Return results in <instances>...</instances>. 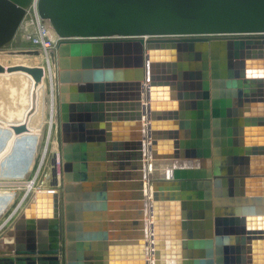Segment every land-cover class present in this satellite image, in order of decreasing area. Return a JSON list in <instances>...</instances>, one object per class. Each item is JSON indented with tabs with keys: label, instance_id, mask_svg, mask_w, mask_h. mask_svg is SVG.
<instances>
[{
	"label": "water",
	"instance_id": "1",
	"mask_svg": "<svg viewBox=\"0 0 264 264\" xmlns=\"http://www.w3.org/2000/svg\"><path fill=\"white\" fill-rule=\"evenodd\" d=\"M32 2L0 0V48ZM37 3L61 38L51 58L59 68L64 184L62 192L39 191L30 199L2 236L12 248L0 249V264H129L118 260L126 256L137 264H150L149 257L152 264H264V216L214 206L235 195L264 200V188L256 187L264 169L219 168L211 148L218 130L210 119L234 117L222 119V134L231 135L226 125L232 124L239 146L231 156L248 159L242 126H264V107L260 115L245 108L264 106V0ZM17 71L36 86L45 76L43 66L0 63V73ZM12 130L19 135L28 126ZM252 152L264 159V143ZM161 159L179 165L171 177L148 176V163ZM250 174L262 177L253 176L246 189ZM132 227L138 248L130 253L121 244L131 234L116 230Z\"/></svg>",
	"mask_w": 264,
	"mask_h": 264
},
{
	"label": "bare ground",
	"instance_id": "2",
	"mask_svg": "<svg viewBox=\"0 0 264 264\" xmlns=\"http://www.w3.org/2000/svg\"><path fill=\"white\" fill-rule=\"evenodd\" d=\"M51 33H55L51 28ZM47 58L49 63V68L51 70V84L52 90L54 89V71L53 65H56V62H53V59L50 55L42 54L40 55H29V54H16L0 51V63L5 67L24 65L29 67L37 66V61L42 60V58ZM44 58V59H45ZM21 73L22 71H17ZM13 73V72H12ZM12 73H0V159L5 156L10 159L11 154L20 155V159L17 158V163L21 162V166L23 168L29 167L28 173L31 170V166L33 165V154L38 149L39 140L42 134V127L40 124H37L35 121L39 117H43L45 115V109H47V93L42 88V83L40 86H36L33 78L23 72V74H18L15 78V82L11 87V75ZM38 84V85H39ZM35 87V90L31 89ZM31 87V88H30ZM26 88V89H25ZM36 92V94H35ZM46 93V94H44ZM40 94V95H39ZM51 117L49 119L50 127L54 122V113H55V103H54V93L51 95ZM22 123H26L28 126V131L22 134L16 135L12 126L20 125ZM49 127V128H50ZM51 130V129H50ZM50 134V133H49ZM50 139V138H49ZM48 139V140H49ZM56 143H54V149H56ZM48 148V144L45 146V154ZM53 149V150H54ZM55 151V150H54ZM94 153L96 151H93ZM22 156V158H21ZM56 156V155H55ZM3 159V158H2ZM16 159V158H15ZM52 159V158H51ZM102 163V161H100ZM167 163L172 164L171 162H163L161 168H165ZM158 161L153 162L150 161L148 163V176H159V177H171V173L162 172L165 176L161 175L157 171ZM177 162H174V165L177 166ZM27 165V166H24ZM50 168V167H49ZM54 179H57L59 183V164L57 162V157L54 158L52 167ZM53 177V176H52ZM51 182H53L51 180ZM28 190L32 188L33 182H28ZM41 189V188H40ZM54 188L52 187L51 190ZM51 190H41V191H51ZM4 191H2L3 193ZM7 192V191H5ZM4 192V193H5ZM39 191H36L33 196ZM1 193V191H0ZM8 193V192H7ZM151 193V187H149V194ZM1 195V194H0ZM32 196V197H33ZM31 197V198H32ZM22 200V199H21ZM149 200V238L153 232L152 229V212L150 208ZM11 202V199L3 195L0 196V217L2 214L8 209V203ZM26 207V206H25ZM23 209V212L25 210ZM22 212V213H23ZM2 237V236H1ZM12 248V246H6L3 243V240L0 239V249ZM149 263L152 264L151 258L149 257Z\"/></svg>",
	"mask_w": 264,
	"mask_h": 264
},
{
	"label": "rangeland",
	"instance_id": "3",
	"mask_svg": "<svg viewBox=\"0 0 264 264\" xmlns=\"http://www.w3.org/2000/svg\"><path fill=\"white\" fill-rule=\"evenodd\" d=\"M22 35L23 30L20 25L14 38L9 43L2 46V48H0V51L17 54V51L19 50L32 49L31 41L28 39H24ZM57 45L54 51L57 49ZM44 58H42V60L37 61V66H43L45 69V76L41 83L42 88L47 93L48 104L47 109H45V115L43 117L37 118L35 121L37 124L41 125L42 134L39 140L38 149L36 147V150L33 154V165L31 166V170L28 173L29 167L27 165H24L27 167L23 168L21 166V162H16L17 158L21 160L20 155L11 154L9 156L10 159L5 156H2L0 159V194L5 197L8 196V198L11 199V202L8 203V209H6V211L0 217V239H2L1 236H3L5 232L13 228L14 221L22 214L24 207L28 204L31 197L36 191L51 190V188L53 187L54 189H57L62 192L63 189V144L61 139V119L59 112V68L57 63L55 66L53 65V71L55 76L54 89L52 90L50 76L51 70L49 68L48 61L46 60V58ZM21 73L23 74V72ZM21 73L13 72L12 74H10L12 78L11 87L13 86L12 84L15 82L16 76ZM40 84L37 85V87L40 86ZM35 87L33 86V88H30L35 90ZM52 92L54 93L55 119L52 126L50 127L49 119L51 117ZM54 143H56L57 145L56 149H54ZM46 144H48V148L45 154L44 150ZM56 157L57 162L59 164V183L57 185H53V182H51V180H54V175L52 173L53 168L51 167L53 164V160ZM144 161L147 160L145 159ZM29 181L33 182V186L31 189L28 190L27 185ZM2 191H7L8 193H2Z\"/></svg>",
	"mask_w": 264,
	"mask_h": 264
},
{
	"label": "crops",
	"instance_id": "4",
	"mask_svg": "<svg viewBox=\"0 0 264 264\" xmlns=\"http://www.w3.org/2000/svg\"><path fill=\"white\" fill-rule=\"evenodd\" d=\"M263 105L260 104L259 102H251L248 105H245V108L247 109H251L253 112H255V114L260 115L262 114L263 111ZM225 118L226 121L234 118V117H219V118H215L214 117H210L211 119V130L213 131L214 129L218 130L217 136L213 134L212 136V143H211V148H212V153H213V158H216L217 161L219 162L218 167L219 168H227V169H238V170H242V171H260L264 169V159L263 156L258 153L255 154V152L253 151V148H259V146L261 144L264 143V126L261 125H253V124H245L242 126V136H239V138L242 140V144L240 147H242L244 149V152L242 153L243 156H247V154H250V157H248V159L246 157H243L242 161H235L234 156L231 155H236L237 152L236 150V146L239 145H235L234 143V127H231L232 124L226 125L227 130L229 129V131L231 132L232 129V133L231 135H224L222 134V129H223V125H222V119ZM245 120V117L243 118ZM217 121L214 124V121ZM164 122H166V120H163ZM233 126V125H232ZM184 129H178V133L180 136L183 135ZM219 137V142L216 144L215 141L216 139ZM223 138L226 140V138L231 139V143L228 142L226 140L223 141ZM248 150L251 151L248 153ZM173 151V150H172ZM167 149H162L159 152L160 153H168V152H172ZM144 158L146 159V156H144ZM144 159V160H145ZM163 162H171L172 164H168L167 166H165V168H161L162 163ZM174 162H177V166L179 165L178 161H174V160H168V159H161L158 161V166H157V171L163 175L164 173H161V171L163 172H167V173H171L173 172V169L175 167H177L176 165H174ZM196 165L198 163V160H195ZM213 161L212 158L208 160L207 163V170H209V172L212 170L213 167ZM161 170V171H160ZM149 173V170H148ZM253 176L255 177H262V176H258V175H246L244 176L246 178V184H245V188L248 189L249 187H251V183L248 180L253 178ZM229 187V186H228ZM259 189H263L264 188V182L261 181L259 182V184H257L256 186ZM230 189V187L228 188ZM236 189V188H235ZM240 199V201H238ZM222 203H216L214 202V206L216 204H219V206L222 208V211L225 212L226 214L231 213L233 211V208L236 207L237 205L242 207L243 210H245L246 212L245 215L247 217L251 216V214H254L252 211L255 212V215L253 216H258V217H262L264 216V200H253L251 198H248L246 196H234V197H226L223 198ZM231 210V211H230ZM147 212L148 215H146V220H149V203H147ZM129 213H135V211L131 210ZM149 223V222H148ZM147 226V225H146ZM149 226V225H148ZM147 226V227H148ZM146 227V231L148 230V228ZM99 229H102V227H100ZM130 233V235L126 236V239H124L126 242L125 244H121V247L124 250L130 251L131 252H135L138 248V245H136L137 241H136V237H132V236H136V235H132L135 234L136 229L134 227L129 228V230H116V233ZM125 237V236H124ZM260 244L264 245V239L260 240ZM230 245V243H229ZM249 256V254H248ZM148 259V258H147ZM121 263L125 262V263H129V264H137V259H135V257H121L118 259Z\"/></svg>",
	"mask_w": 264,
	"mask_h": 264
},
{
	"label": "built area",
	"instance_id": "5",
	"mask_svg": "<svg viewBox=\"0 0 264 264\" xmlns=\"http://www.w3.org/2000/svg\"><path fill=\"white\" fill-rule=\"evenodd\" d=\"M38 0H33L21 23L23 38L31 41L32 49H38L40 53L50 55L61 40L56 33H51V27L44 22L38 11ZM46 60H48L46 58Z\"/></svg>",
	"mask_w": 264,
	"mask_h": 264
}]
</instances>
